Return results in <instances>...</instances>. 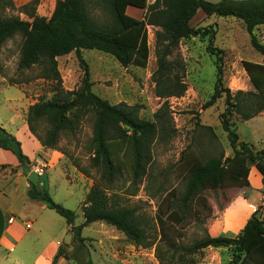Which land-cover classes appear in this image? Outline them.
Masks as SVG:
<instances>
[{"label": "trees", "instance_id": "16d2710c", "mask_svg": "<svg viewBox=\"0 0 264 264\" xmlns=\"http://www.w3.org/2000/svg\"><path fill=\"white\" fill-rule=\"evenodd\" d=\"M0 2L11 5L9 0ZM129 7L144 11L143 18L129 15ZM95 11L99 15H95ZM199 11L210 16L241 20L251 37L252 47L264 56V44L254 33L257 27L264 25V0H221L218 3L156 0L152 4L148 0H62L56 23H33L31 18L4 22L0 17V49L18 31L23 32L18 69L24 71L40 65L43 78L56 81L52 97L40 99L27 112L30 130L42 145L59 150L64 134H74L88 114L95 117L90 160L98 177L81 206L84 223L75 225L76 213L56 203L41 182L34 184L30 181L28 189L30 199L45 203L67 220L78 245L85 242L83 228L100 222L123 234L126 241L136 248H154L159 264H202L195 256L208 248H229L232 259L228 264H264V220L258 212L253 213L235 238L213 237L206 232L192 244L184 245L170 233L172 228L183 226L190 219L205 223L212 216V208L205 200L207 191L229 185L249 186L252 167L258 170L264 182V152L255 151L249 143L240 141L232 123L235 114L248 121L264 111V77L254 82L258 89L256 92L233 94L225 88L223 51L214 47L215 31L191 25ZM149 26L157 28V69L153 79L157 96L163 99L182 97L187 90L183 77L174 73L175 64L169 60L181 40L209 37L207 51L216 56V83L205 107L225 98L226 108L220 115V122L233 149V155L225 160L210 158L202 161L183 155L181 163L187 174L184 191L177 199L168 195L163 201L168 203L166 210L160 206L153 220L159 239H151L152 220L136 206L129 205L124 196L138 195L153 160L154 144L160 137L168 136L172 129L169 106L165 102L151 121L140 116L139 106L112 105L93 91L89 65L82 54L83 51L95 50L112 56L125 68L131 65L146 68L151 53ZM71 52L76 53L84 77L78 89L66 91L61 86L58 58ZM39 126H43L40 132ZM0 148L13 152L23 166L30 164L21 142L1 125ZM83 173L89 176L87 170ZM63 254L61 248L53 264H57Z\"/></svg>", "mask_w": 264, "mask_h": 264}, {"label": "rangeland", "instance_id": "374dc122", "mask_svg": "<svg viewBox=\"0 0 264 264\" xmlns=\"http://www.w3.org/2000/svg\"><path fill=\"white\" fill-rule=\"evenodd\" d=\"M9 1L12 6L0 2V17L4 22L21 18H31L33 23L58 22V11L62 0ZM155 1L148 0V3L152 4ZM206 1L218 3L221 0ZM127 12L138 19L144 16V11L134 7H129ZM97 13L98 11H95V15H99ZM191 25L196 28H211L215 31L214 47L223 51L225 88L230 89L233 94L239 91H258L254 82L264 77V56L252 47L251 37L241 20L234 17L210 16L199 11L191 21ZM156 31V27H148L151 53L146 68L132 65L125 68L112 56L95 50L82 53L89 65L93 91L112 105L125 103L139 106L140 116L151 121L165 102L169 106L172 129L168 136L160 137L154 144L153 160L138 195L124 196L129 205L136 206L141 213L152 220V229L149 231L151 239L160 238L154 221L160 206L166 210L168 203L163 201L168 195H171V199H177L184 191L187 174L181 163L183 155L188 154L202 161L210 158L225 160L233 155L227 133L220 122V115L226 108L225 98L219 99L213 106L205 107L214 93L216 83V56L207 51L209 37L181 40L169 60L175 64L174 73L183 77L187 90L182 97L163 99L157 96L153 79L157 69ZM254 33L264 44V25L257 27ZM22 41L21 37H15L0 49V107H7L2 111L6 115H9L11 106L24 104L21 93L30 104L34 105L42 98H51L56 87V81L43 78V67L40 65L24 71L18 69ZM26 45L28 46V42ZM58 69L64 90L72 91L80 87L84 70L75 52L59 57ZM94 119L93 114H88L82 119L74 134L63 135L57 151L62 153L67 163L62 167L51 168L45 179L47 191L52 199L76 213V225L84 220L81 212L82 199L87 196L94 180L98 177L96 169L91 167L90 160ZM232 123L236 126L240 141L249 143L255 151L264 152V111L248 121L235 114ZM43 126L38 127L39 132L42 131ZM62 169L64 172L66 169L67 175ZM84 170L88 171L89 176L83 173ZM70 180L73 182H69ZM251 182L260 192L255 212H258V216L264 220L263 178L256 179L252 175L249 176L250 185L247 187L229 185L207 191L205 200L212 208V216L205 223L190 219L183 226L172 228L171 236L184 245H190L203 237L208 232L209 224L222 221L226 208L240 194L251 189ZM9 184L10 180L0 178V186ZM50 213L62 219L54 210ZM86 234L88 238L85 239V247H80L78 253L77 249L71 253V257L82 264H86L84 261L86 256H90L94 262L99 261L98 255L102 248L105 261L114 263L117 261V255L124 258V252L131 246L123 234L106 224L91 226L85 231ZM111 240H113L112 246H110ZM135 251L141 252L139 254L144 259V264H159L154 248L144 251L142 248H136ZM77 254H80V258ZM195 258L202 264H228L232 254L229 248H208Z\"/></svg>", "mask_w": 264, "mask_h": 264}, {"label": "crops", "instance_id": "0c3cea01", "mask_svg": "<svg viewBox=\"0 0 264 264\" xmlns=\"http://www.w3.org/2000/svg\"><path fill=\"white\" fill-rule=\"evenodd\" d=\"M18 36L22 40L24 33L18 31L12 39ZM21 95L24 104L11 106L9 115L2 113L7 107H0V125L21 142L23 152L30 160V164L23 166L13 152L0 148V178L10 180L9 185L0 186V264H53L61 248L63 252L64 250L66 252L58 258L57 264H82L72 258L71 253H74L76 249L78 253L80 247H85V245L77 244L67 220L61 215L59 216L62 219H58L50 213L52 209L45 203L28 197L30 187L28 176L32 172L33 165L45 164L47 166L46 174L39 180L43 188L47 190L45 179L49 170L62 167L67 162L62 153L45 148L32 134L27 122V112L32 104L27 101L23 93ZM62 172L67 175L66 169ZM252 175L256 179H262L255 167L251 168L250 176ZM43 178L45 181H42ZM71 181L73 182V180L69 182ZM48 183L50 184V181ZM250 188L226 208L222 221L218 220L209 224L208 233L211 236L235 238L242 232L256 211L260 197V192L252 182ZM85 198L86 195L82 203ZM84 220L78 225L83 224ZM28 223H31L29 229L27 228ZM98 224L104 223L97 222L84 227L82 237L88 238L89 233L85 235V231ZM112 243L113 240L110 241V246ZM102 249L98 255L99 261L94 262L90 256H86L84 259L86 264H144L141 252L137 253L135 246L127 247L123 254L124 258L117 255V261L114 263L105 261L106 257ZM77 256L80 258V254Z\"/></svg>", "mask_w": 264, "mask_h": 264}, {"label": "built area", "instance_id": "2783aa9c", "mask_svg": "<svg viewBox=\"0 0 264 264\" xmlns=\"http://www.w3.org/2000/svg\"><path fill=\"white\" fill-rule=\"evenodd\" d=\"M46 168L47 166L45 164H36L31 167V170L41 178L46 174ZM27 228H31V223L27 224Z\"/></svg>", "mask_w": 264, "mask_h": 264}, {"label": "water", "instance_id": "95a60500", "mask_svg": "<svg viewBox=\"0 0 264 264\" xmlns=\"http://www.w3.org/2000/svg\"><path fill=\"white\" fill-rule=\"evenodd\" d=\"M28 178L34 184H37L40 180V177L35 172H31Z\"/></svg>", "mask_w": 264, "mask_h": 264}]
</instances>
